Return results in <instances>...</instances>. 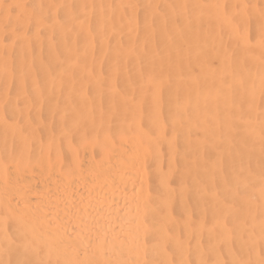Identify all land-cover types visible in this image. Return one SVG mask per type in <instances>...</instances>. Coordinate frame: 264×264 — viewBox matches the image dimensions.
I'll use <instances>...</instances> for the list:
<instances>
[{
    "label": "bare ground",
    "instance_id": "bare-ground-1",
    "mask_svg": "<svg viewBox=\"0 0 264 264\" xmlns=\"http://www.w3.org/2000/svg\"><path fill=\"white\" fill-rule=\"evenodd\" d=\"M0 264H264V0H0Z\"/></svg>",
    "mask_w": 264,
    "mask_h": 264
}]
</instances>
